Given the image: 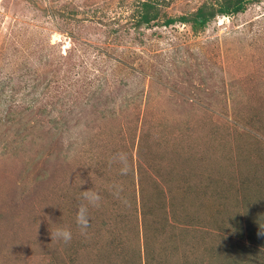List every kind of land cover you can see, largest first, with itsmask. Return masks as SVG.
<instances>
[{
    "label": "rangeland",
    "instance_id": "374dc122",
    "mask_svg": "<svg viewBox=\"0 0 264 264\" xmlns=\"http://www.w3.org/2000/svg\"><path fill=\"white\" fill-rule=\"evenodd\" d=\"M135 1L0 0V264H157L162 253L177 264L217 244L256 247L239 232L242 187L264 194V0L219 15L199 34L178 23L116 39L112 31L130 25ZM203 1L172 0L164 10L181 15ZM51 5L58 14L44 13ZM38 44L54 52L44 70L59 68L48 92L86 83L87 70L114 93L108 110L78 99L85 118L71 119L78 123L62 143L33 121L5 118L46 90L32 82L42 67ZM71 47L76 65L58 55ZM101 66L107 77H97ZM41 119L48 123V113ZM117 152L128 157L127 175L109 166ZM89 189L102 204L90 207L81 235L76 207L87 205ZM57 228L71 229L70 244L52 240Z\"/></svg>",
    "mask_w": 264,
    "mask_h": 264
},
{
    "label": "trees",
    "instance_id": "16d2710c",
    "mask_svg": "<svg viewBox=\"0 0 264 264\" xmlns=\"http://www.w3.org/2000/svg\"><path fill=\"white\" fill-rule=\"evenodd\" d=\"M171 1L172 0H136L133 4L132 14L128 20L130 25L125 27V30H121L123 27L117 28L112 31V34L118 39L119 36L116 35V33L119 31L123 34L129 33L132 29L140 31L143 27H152L155 25L168 27L178 23L189 25L195 34H199L205 31L208 25L219 15L230 17L242 13L253 0H204L197 9L181 15H170L164 10V7L168 6ZM49 11L51 12L50 14H58L59 12V10L54 8L53 5L45 8L44 13L48 14ZM76 12L77 11H73L71 15H75ZM72 37L76 42H79L80 38L74 35H72ZM38 45H41V47L40 51L36 53V60L39 65H42V67L38 68L37 71L39 72L32 82L36 87H44L46 90L36 99L37 104L23 106L21 110L15 112L16 115L12 112H8L5 118L8 121V124L12 125H15L14 123L18 120L21 122L27 120L28 125L33 121L34 126L39 125L41 128L44 127L48 134L53 135V141L57 142L58 139L61 138L60 143H62L66 141V129L68 126L73 127L78 123L76 122L72 125L70 122L71 119H74L76 115L80 117H76V121L85 118L84 115L82 117L77 109L80 107L77 104L78 99L81 101L86 100L85 102H81L84 104H89L91 101L93 104V112L97 106L104 104L105 107L101 109L108 110L113 103L114 93L113 91L112 94L105 93L101 86H95V77L89 76L87 70L84 77L86 80L89 78V80L86 83L79 84L78 81L81 80L79 79L76 82H70V86L78 85L73 90H68V88H66L68 85H63L62 87L57 86L53 90L54 92H48L52 86L51 76H54L52 75V72L55 71L57 75L59 68L55 67L51 70H44L43 65H47L48 62L51 64L55 62L54 60H50L52 55H54V52L48 50L43 44ZM47 46L55 48L53 44ZM75 48L76 47H71L64 53L59 51V58H65L67 63L76 65V60L79 56L77 55V50ZM44 50H46V52H43ZM107 56L108 58L113 59L111 54L108 53ZM127 63L128 62H123V65L126 68L129 67ZM101 76L107 77L103 74L102 66L101 69L99 68V75L97 77L99 78ZM112 84H114V82L108 80L103 83V86L105 89L109 90ZM2 91L3 90L0 88V96ZM55 94L57 95L55 96ZM56 97L57 99H55ZM98 97L100 99H98ZM56 109H59L57 113H55L58 115L53 116V111ZM43 113H48V123H44V119H41ZM17 117L19 118L16 121ZM97 120L98 118H94L92 122H96ZM85 128L86 126H81V130L84 134L87 132L85 131ZM241 191V198L242 196L244 198L245 226L244 224L241 226L239 237H246L247 242L244 243L256 247H242L238 246L237 243L234 245L232 243V246L229 247H224V244H217L211 246L207 255L199 257L186 255L185 259L182 261L175 259L176 262H178L177 264H182L180 262H185L184 264H264V256L260 254L262 253V250L260 251V249H262L261 247H264V194L262 193V188L260 186L248 185L247 187H242ZM214 249L215 252H213ZM75 255L76 254L73 253L70 256L75 257ZM174 256L175 255H172L171 257L173 258ZM169 257L170 255L163 253L160 254V256L157 255L156 263L165 264L167 262L166 258L172 261V258ZM154 261L155 259L152 261L150 259L151 264H155ZM91 262H94V259H92Z\"/></svg>",
    "mask_w": 264,
    "mask_h": 264
},
{
    "label": "clouds",
    "instance_id": "9594fccd",
    "mask_svg": "<svg viewBox=\"0 0 264 264\" xmlns=\"http://www.w3.org/2000/svg\"><path fill=\"white\" fill-rule=\"evenodd\" d=\"M109 166L112 164L119 165V172L121 175H127L130 172V166L128 157L123 152L115 153L109 160ZM113 195L117 198L120 197L123 188L119 184L112 185L111 188ZM83 200L87 201V205L80 202L76 207V224L80 230L81 235H86L87 230L90 227V213L89 209L99 208L102 204V196L98 191L87 190L82 191ZM52 240L63 242L64 244H70L73 238V233L69 228H57L54 232L51 231Z\"/></svg>",
    "mask_w": 264,
    "mask_h": 264
}]
</instances>
